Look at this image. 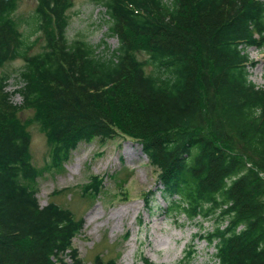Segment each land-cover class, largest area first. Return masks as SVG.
Instances as JSON below:
<instances>
[{"label":"trees","instance_id":"obj_1","mask_svg":"<svg viewBox=\"0 0 264 264\" xmlns=\"http://www.w3.org/2000/svg\"><path fill=\"white\" fill-rule=\"evenodd\" d=\"M19 1L0 0V67L24 61L12 91L21 104L0 75V264H83L72 247L82 218L41 206L34 183L78 143L117 134L140 146L165 213L198 227L215 264H264V85L249 79L246 52L264 50V0H99L118 40L107 56L67 38L70 0H36L26 33L13 17ZM35 33L42 44L32 52ZM21 107L50 148L41 170ZM100 180L85 190L98 193ZM91 264L117 262L96 255Z\"/></svg>","mask_w":264,"mask_h":264},{"label":"rangeland","instance_id":"obj_2","mask_svg":"<svg viewBox=\"0 0 264 264\" xmlns=\"http://www.w3.org/2000/svg\"><path fill=\"white\" fill-rule=\"evenodd\" d=\"M67 9L69 40L82 38L91 44L96 53L107 56L118 44L116 36L109 33L107 15L101 2L96 0H70ZM36 0H20L13 17L20 22L24 33L28 28L23 20L29 18ZM38 33L30 36L40 50ZM249 79L257 86L264 85V50L249 47ZM139 61L146 55L138 51ZM24 62L16 59L0 67V75H9L6 90L13 104H21V97L12 91L22 81L18 72ZM150 66L145 67L149 72ZM18 119L30 136L31 164L42 169L49 162V145L36 123L30 122L33 110L21 107ZM132 144L131 157L125 145ZM93 177L101 179L98 193L91 194L85 186ZM157 170L148 163L140 146L127 136L117 134L108 139L93 138L80 142L71 151L63 167L43 172L35 183L36 198L41 206L53 202L68 209L75 219L82 218L81 231L72 239L83 264H91L96 255L103 260L113 259L117 264H143V256L156 264H215L213 248L204 240L194 238L198 227L183 218L167 216L165 203L158 191ZM150 192L147 202L144 194ZM210 222H203V231ZM127 236V238H126ZM195 250L189 262L186 251Z\"/></svg>","mask_w":264,"mask_h":264},{"label":"bare ground","instance_id":"obj_3","mask_svg":"<svg viewBox=\"0 0 264 264\" xmlns=\"http://www.w3.org/2000/svg\"><path fill=\"white\" fill-rule=\"evenodd\" d=\"M131 146H132V144L130 143V142H128L126 145H125V147L127 148V149H129L130 150V152L128 151V154H129V157H131V155L130 154H132V151H131ZM146 157V156H145ZM147 159V158H146Z\"/></svg>","mask_w":264,"mask_h":264}]
</instances>
